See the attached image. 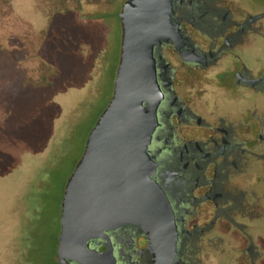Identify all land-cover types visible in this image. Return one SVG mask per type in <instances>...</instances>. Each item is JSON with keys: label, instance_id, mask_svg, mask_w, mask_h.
<instances>
[{"label": "flooded vegetation", "instance_id": "obj_1", "mask_svg": "<svg viewBox=\"0 0 264 264\" xmlns=\"http://www.w3.org/2000/svg\"><path fill=\"white\" fill-rule=\"evenodd\" d=\"M172 20L182 38L154 49L163 97L148 145L174 214L172 264H264V0H173ZM153 236L127 223L89 246L155 264Z\"/></svg>", "mask_w": 264, "mask_h": 264}, {"label": "rangeland", "instance_id": "obj_2", "mask_svg": "<svg viewBox=\"0 0 264 264\" xmlns=\"http://www.w3.org/2000/svg\"><path fill=\"white\" fill-rule=\"evenodd\" d=\"M123 2L0 0V264H56L64 187L112 95Z\"/></svg>", "mask_w": 264, "mask_h": 264}, {"label": "water", "instance_id": "obj_3", "mask_svg": "<svg viewBox=\"0 0 264 264\" xmlns=\"http://www.w3.org/2000/svg\"><path fill=\"white\" fill-rule=\"evenodd\" d=\"M173 0H124L119 11L120 54L112 95L90 129L67 178L61 201L58 264H113L111 250L89 246L127 223L153 233L155 264H172L177 230L167 195L153 178L148 151L163 91L155 46L182 38Z\"/></svg>", "mask_w": 264, "mask_h": 264}, {"label": "trees", "instance_id": "obj_4", "mask_svg": "<svg viewBox=\"0 0 264 264\" xmlns=\"http://www.w3.org/2000/svg\"><path fill=\"white\" fill-rule=\"evenodd\" d=\"M33 181V180H32ZM34 182V181H33ZM40 181L39 180H36L31 186L32 187H35V188H38L39 186H42L43 185V181H41L40 183H39ZM59 231H60V229H59ZM56 251V250H55ZM55 262H56V264H57V261H56V252H55Z\"/></svg>", "mask_w": 264, "mask_h": 264}]
</instances>
